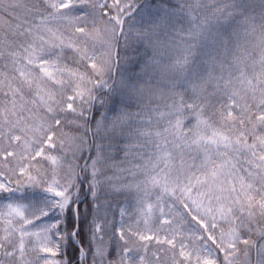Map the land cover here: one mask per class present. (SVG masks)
<instances>
[{
  "label": "snow or ice",
  "instance_id": "1",
  "mask_svg": "<svg viewBox=\"0 0 264 264\" xmlns=\"http://www.w3.org/2000/svg\"><path fill=\"white\" fill-rule=\"evenodd\" d=\"M17 10L24 19L0 47L9 62L0 70V264H64L76 183L85 174L96 191L116 149L131 182L112 188L135 190L137 208L127 227L121 216L110 230L108 208L94 205L89 264H235L239 255L264 264V242L244 238L264 241V10L257 24L242 0H7L0 8ZM241 35L257 42L242 47ZM122 45L149 53L143 78L121 80L126 102L90 126Z\"/></svg>",
  "mask_w": 264,
  "mask_h": 264
},
{
  "label": "trees",
  "instance_id": "2",
  "mask_svg": "<svg viewBox=\"0 0 264 264\" xmlns=\"http://www.w3.org/2000/svg\"><path fill=\"white\" fill-rule=\"evenodd\" d=\"M24 3H30V0H23ZM151 4H156L159 0H148ZM7 3V0H2L0 3V8L3 7L4 4ZM242 3L249 11H253V14L257 16L256 23H259L258 13L264 10V0H242ZM25 13L23 10H17L15 15H9L2 11H0V47H3L6 41H12V33L17 30V26L22 23L24 19ZM257 36L259 35V31L257 30ZM14 43H19L20 41H13ZM257 41H246L241 35L239 40V44L242 47L249 46L250 43H256ZM99 55L100 52L103 51V48L97 44ZM6 51L10 49H5ZM69 59L65 61L69 64L70 67H76V65L71 63V53H67ZM149 53L139 45H131L128 49H125L123 45L121 46L117 76H121L123 73L124 79H120V76L116 78V81L113 86L114 89L109 92H103L99 94V99L95 102L94 108H92L91 114L93 115L92 121H89L90 126L95 124L97 121L102 122V116L105 114H111L116 109H118L123 103L126 102V93L120 87L121 80H130L137 81L138 76H143L142 69L145 65V61L147 60ZM9 63L5 60H0V70H3L2 65ZM114 70L115 66L112 69V72L106 79L111 83L114 78ZM126 76V77H125ZM163 88V85H161ZM113 88V87H112ZM101 90V89H100ZM99 90V91H100ZM122 90V91H117ZM167 91V89H164ZM97 91L96 94L99 92ZM189 96L188 93H185V98L187 99ZM167 98L165 97V102H167ZM170 101V100H169ZM133 110L134 104L132 105ZM66 132L70 134V136L78 135L73 129H65ZM19 134V133H16ZM18 143V142H13ZM97 143L107 144L108 141H100L97 139ZM123 142H121L122 145ZM6 141H0V146H5ZM9 151L19 152L20 148H9ZM95 152V149H93ZM55 154V153H53ZM2 159L0 158V163H2ZM115 166H111V168H107V171L101 176L102 184L96 190L92 191L90 188L91 178L85 179V174H81L80 182L76 183V189L73 191V197L75 198V203L71 207L70 216L71 218L68 220L67 230L75 233L72 237V240L69 242V247L67 249V256L65 258L64 264H89L88 258L86 256L85 259L82 258L83 252H80L81 244H84V252L87 253L88 246L85 242V237L90 234V230L92 229L93 222L96 219L95 208L94 205L96 203H100L102 206H106L108 208L107 212V226L110 230H114L118 227V211L121 208V205L127 203H132V200L136 197L135 190H113L112 183L117 187H120L122 183H130L131 177L128 172H121V168H127L129 166L127 161H124L123 153L120 152L119 149H116V154L111 162ZM113 177L112 182L108 181L107 177ZM143 176H140L141 179ZM39 189V188H38ZM87 189L89 193L87 194ZM33 190V189H31ZM42 192L43 189H40ZM45 193V192H44ZM99 194L98 200H94L93 197ZM85 199H82L83 196ZM78 203V210L75 212V206ZM132 206V205H131ZM128 220V219H127ZM77 228V229H76ZM83 229V235L80 234L79 229ZM2 233L0 232V237ZM244 238H247L251 241H260V238L256 234H245ZM79 244V245H78ZM245 246L243 243L238 245V248L243 249ZM79 253V256L77 255ZM243 255H239L238 259L240 260ZM255 257V253L253 251V259ZM111 259L115 260V256H110Z\"/></svg>",
  "mask_w": 264,
  "mask_h": 264
},
{
  "label": "rangeland",
  "instance_id": "3",
  "mask_svg": "<svg viewBox=\"0 0 264 264\" xmlns=\"http://www.w3.org/2000/svg\"><path fill=\"white\" fill-rule=\"evenodd\" d=\"M120 76V75H119ZM119 76H117V78L119 77ZM126 77V76H125ZM142 78H143V76L141 75V76H138V79L137 80H142ZM120 79H124V77H123V73H122V75L120 76ZM118 85H120V84H118ZM115 86H113V88H112V90L114 89V91H115V88H114ZM117 91H122V90H117ZM172 101L170 100H168L167 101V103H171ZM112 166H115L114 164H112ZM111 168V167H110ZM107 171V167H105V169H104V173ZM145 179V177H142L140 180H144ZM131 182V181H130ZM30 191H39L40 193H41V197H42V199H44V200H47V201H50L51 199H53V197H52V194L51 193H47V192H42L40 189H33V190H31L30 189ZM147 202H152V201H147ZM132 205V206H131ZM136 208H137V201H136V197L132 200V203H127V205L126 204H123V205H121V208H120V210L118 211V217H117V221H118V227L120 226V221H121V216H123V221H124V226L125 227H127V224H128V217H129V215H132V214H134L135 213V211H136ZM0 211H4V212H6L7 210L6 209H0ZM145 218H147V217H145ZM137 219H140V217H137ZM13 223L14 224H16V226L17 227H19V224L17 223V221L16 220H13ZM6 226V224H5V221H4V219H0V232L2 233V235H1V237L4 235V233H3V228ZM173 228H175V229H178V228H180V224H178V223H174L173 224ZM29 231H34L35 229H32V228H29L28 229ZM27 237L25 238V240H26V247H30L28 244H27ZM151 251H155V246L154 245H150V252H149V255L151 254ZM31 256H32V253L31 252H29L28 253V258H31ZM160 264H164V261L163 260H161L160 261ZM235 264H244V256L239 260L238 258H237V260H236V262H235Z\"/></svg>",
  "mask_w": 264,
  "mask_h": 264
},
{
  "label": "water",
  "instance_id": "4",
  "mask_svg": "<svg viewBox=\"0 0 264 264\" xmlns=\"http://www.w3.org/2000/svg\"><path fill=\"white\" fill-rule=\"evenodd\" d=\"M115 73H116V70H115ZM115 78H116V76L114 77V81H115ZM114 81H113V82H114ZM113 82H112V83H113ZM112 83H111V85H112ZM102 91H106V89H103ZM86 196H87V195L83 196L82 199H84ZM77 205H78V203H77ZM77 205H76V208H75V209H77Z\"/></svg>",
  "mask_w": 264,
  "mask_h": 264
}]
</instances>
